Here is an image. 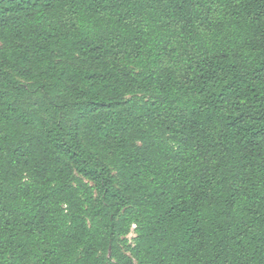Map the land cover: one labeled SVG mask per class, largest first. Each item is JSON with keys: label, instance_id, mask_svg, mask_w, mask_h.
I'll return each mask as SVG.
<instances>
[{"label": "trees", "instance_id": "obj_1", "mask_svg": "<svg viewBox=\"0 0 264 264\" xmlns=\"http://www.w3.org/2000/svg\"><path fill=\"white\" fill-rule=\"evenodd\" d=\"M0 264H264V0H0Z\"/></svg>", "mask_w": 264, "mask_h": 264}, {"label": "rangeland", "instance_id": "obj_2", "mask_svg": "<svg viewBox=\"0 0 264 264\" xmlns=\"http://www.w3.org/2000/svg\"><path fill=\"white\" fill-rule=\"evenodd\" d=\"M131 237V236H130Z\"/></svg>", "mask_w": 264, "mask_h": 264}]
</instances>
